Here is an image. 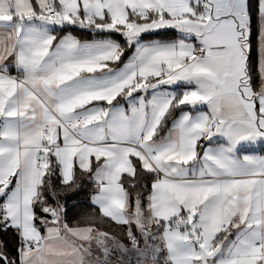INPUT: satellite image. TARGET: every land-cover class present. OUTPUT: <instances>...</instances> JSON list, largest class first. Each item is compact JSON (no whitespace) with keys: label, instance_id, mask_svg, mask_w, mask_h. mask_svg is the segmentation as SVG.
<instances>
[{"label":"snow or ice","instance_id":"obj_1","mask_svg":"<svg viewBox=\"0 0 264 264\" xmlns=\"http://www.w3.org/2000/svg\"><path fill=\"white\" fill-rule=\"evenodd\" d=\"M0 264H264V0H0Z\"/></svg>","mask_w":264,"mask_h":264}]
</instances>
